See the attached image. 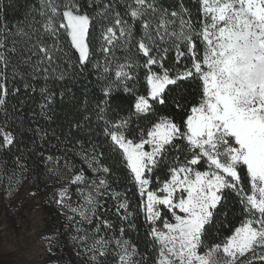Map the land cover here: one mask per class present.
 <instances>
[{
	"label": "snow or ice",
	"instance_id": "6c2138e0",
	"mask_svg": "<svg viewBox=\"0 0 264 264\" xmlns=\"http://www.w3.org/2000/svg\"><path fill=\"white\" fill-rule=\"evenodd\" d=\"M17 2L0 0V154L19 153L0 161V194L18 195L42 160L63 220L45 264H264V0H24L10 23ZM78 79L88 114L52 130L60 154L18 146L10 129L22 144L33 94L29 121L51 122L57 89L75 100ZM140 218L143 253L129 235Z\"/></svg>",
	"mask_w": 264,
	"mask_h": 264
},
{
	"label": "trees",
	"instance_id": "16d2710c",
	"mask_svg": "<svg viewBox=\"0 0 264 264\" xmlns=\"http://www.w3.org/2000/svg\"><path fill=\"white\" fill-rule=\"evenodd\" d=\"M31 2V0H30ZM167 2V0H165ZM190 2V0H189ZM24 0H18L17 4L8 9L7 11V20L11 22H16L18 20L23 19V13H24ZM139 26L137 25V30ZM139 34V33H138ZM120 55V53H117ZM89 80H92L93 83L88 85V109L91 111V106L95 102L96 98H101L100 93H99V88L95 86V80L93 76L89 77ZM141 84H143V74L141 73ZM50 87H55L53 82H50ZM85 87V81L82 79H78L75 84L73 85V95L76 97L75 100L69 99L68 96L61 97L59 95V90L57 89V95H56V104H55V109H56V114L55 118L53 121H45L39 116H37V119L35 122H30L28 119V114L35 109L37 113H39V108L36 107V104H38L40 97L38 92L33 94V99H29L27 101V104L25 108L23 109L24 112V130H23V135H22V141L23 143H20L21 140V129L18 128L15 124L12 125L11 129L17 134V142L18 146L20 147H31V141L33 139H36V144L38 145L37 151H41L42 148L39 146H43V148L48 149L44 154L45 156L47 155H59L60 153L57 151L56 148H50L49 144H56V140L51 137V132L53 129L56 130L57 135H61L63 132H66L68 130V124L69 121L72 120H79L82 119V117L88 113L83 111V101H84V94L83 90ZM141 91H143V88H141ZM23 98V92L21 93L20 96L17 97H12L11 95L9 96V105L10 107L12 105H15L19 99ZM34 101L36 103H34ZM114 104L120 105L122 109L125 111L131 106V98L126 97L125 94L122 92L118 94L116 98H114ZM162 111L164 110L163 108L161 109ZM3 117L0 116V120H2ZM94 119V117H93ZM143 123V122H142ZM41 127L42 129L47 130L49 135L45 137V139L42 141L40 139H37L35 136L34 129L36 127ZM13 153L16 155H19V153L16 152V149H12V152H4L3 154H0V161H3L4 159L7 160L8 165L11 166L12 160L14 159ZM35 159V157H33ZM29 166L32 165L33 160H29ZM37 163V168L35 170V174H30V178H32L33 181V186L34 184L37 185V187L41 186H46L49 185V180H48V174L46 173V169L44 168L43 162L41 161H36ZM63 164V161L60 162ZM126 182L121 180V188L120 190H124ZM134 189L129 192V199L133 205V210H135V206L138 203V197L134 196ZM112 201H109V204H112ZM238 205H233V211L238 209ZM53 216V220L56 221V215H58V211H56V215L50 214ZM231 219V215L229 217ZM57 222V221H56ZM137 224L139 225L138 232L139 234L137 235V232H130L129 235L138 242L139 244V249L143 253L147 249V244L145 243V228L143 226V219L140 218L137 221ZM57 229H60L61 232L63 231V226L59 227L57 226ZM61 240L70 243V239L67 236V234H62L61 235ZM70 250V248H69ZM249 260L240 262L238 264H248Z\"/></svg>",
	"mask_w": 264,
	"mask_h": 264
},
{
	"label": "rangeland",
	"instance_id": "374dc122",
	"mask_svg": "<svg viewBox=\"0 0 264 264\" xmlns=\"http://www.w3.org/2000/svg\"><path fill=\"white\" fill-rule=\"evenodd\" d=\"M53 187L57 185L33 186L29 176L18 195L5 198L0 194V264H45L53 259L45 252V237L63 226L61 216L56 215L57 206L51 202ZM64 252L70 254L69 248ZM246 260L250 254L238 256L236 264Z\"/></svg>",
	"mask_w": 264,
	"mask_h": 264
}]
</instances>
